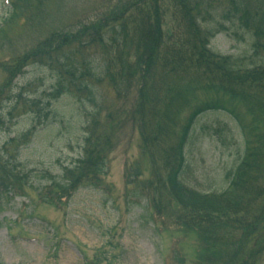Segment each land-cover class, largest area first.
<instances>
[{
    "label": "trees",
    "instance_id": "trees-1",
    "mask_svg": "<svg viewBox=\"0 0 264 264\" xmlns=\"http://www.w3.org/2000/svg\"><path fill=\"white\" fill-rule=\"evenodd\" d=\"M64 1L9 0L1 39L19 23L38 33L32 47L0 62V99H12L14 80L39 65L54 72L49 99L84 95L96 111L84 128L81 155L44 187L26 186V174L0 153V198L24 196L25 187L42 203L57 205L83 186H99L129 125L139 135L144 167L126 169L125 186L171 230L176 248L166 264H184L179 251L185 240L190 264H264V0H102L94 18L46 29ZM221 18L251 36V55L211 49V40L228 29ZM92 54L100 56L99 64ZM98 85L113 92L119 107L101 114L106 108L96 103ZM19 99L18 93L15 104ZM30 102L29 109L38 107V100ZM206 112L226 113L234 121L244 154L225 174L224 188L201 192L184 175L196 120Z\"/></svg>",
    "mask_w": 264,
    "mask_h": 264
},
{
    "label": "rangeland",
    "instance_id": "rangeland-1",
    "mask_svg": "<svg viewBox=\"0 0 264 264\" xmlns=\"http://www.w3.org/2000/svg\"><path fill=\"white\" fill-rule=\"evenodd\" d=\"M102 3V0H65L61 14L48 21L45 28L63 29L75 19L94 18ZM9 11L10 5L0 0V28L1 19ZM220 20L228 29L211 40V49L234 57L251 55V36ZM24 25L23 30L21 23L10 27L7 40L3 41L0 33V62L34 45L38 30L31 24ZM44 32L39 29V33ZM12 34L15 41H10ZM91 59L95 60L94 64L101 60L95 54ZM53 74L46 66L30 65L14 80L12 99H0V153L26 174V186L34 189L48 185L49 177L59 178L63 167L81 155L84 128L90 114L96 111L84 95L49 99ZM3 80L0 70V88ZM94 91L96 103L101 108L103 103L106 108L101 114L109 107L120 105L106 85L95 86ZM18 93L21 99L15 104ZM132 96L130 92L129 99ZM35 99L39 101L38 107L29 109L27 104ZM195 125L193 144L187 155L189 168L184 176L190 186L201 192L219 191L226 186L225 174L243 155L242 136L231 118L220 112L202 115ZM29 130L31 133L24 141L11 145L12 139ZM138 137L129 125L125 126L119 146L108 158L107 172L100 185L83 186L66 202L42 203L33 190L25 187L22 197L0 199V264H166V260L170 261L171 249L176 248L169 238L171 230L152 216L144 198L134 197L133 189L125 186V170L134 163L144 167L137 147ZM146 176L144 173L143 178ZM189 242H180L179 252L186 255L184 264L191 262Z\"/></svg>",
    "mask_w": 264,
    "mask_h": 264
}]
</instances>
